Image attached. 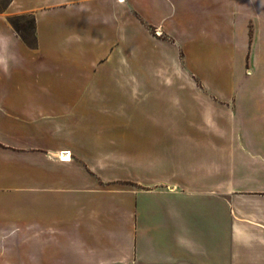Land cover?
<instances>
[{
  "label": "crops",
  "instance_id": "obj_1",
  "mask_svg": "<svg viewBox=\"0 0 264 264\" xmlns=\"http://www.w3.org/2000/svg\"><path fill=\"white\" fill-rule=\"evenodd\" d=\"M167 3L35 0V46L0 13V264H264V0L216 11L249 52L227 94Z\"/></svg>",
  "mask_w": 264,
  "mask_h": 264
},
{
  "label": "rangeland",
  "instance_id": "obj_2",
  "mask_svg": "<svg viewBox=\"0 0 264 264\" xmlns=\"http://www.w3.org/2000/svg\"><path fill=\"white\" fill-rule=\"evenodd\" d=\"M8 1L0 0V13H8L5 15L8 23L22 36L24 43L28 46H35L38 41L33 8L40 10L41 6H32L31 2L35 0H16L22 6L23 11L13 13L7 8ZM168 1L171 6L168 3L167 6L163 4L161 5V11L163 14H167L168 17L170 16L168 22L170 24L174 22L178 32L185 35L179 43L182 51L180 56L183 61V69L191 72L193 76L201 74L208 78L220 94H227L233 88L241 89L249 65V52L244 54L243 50L233 47L224 40V36L227 37L230 34V29L221 28L219 37L217 33L215 34V30L213 32V22L217 21L216 11H220L219 23L221 25L222 20H226L229 16L228 0H218L220 2L216 5L212 4L214 0ZM121 2L125 4L126 0H121ZM49 14H52V11H49ZM52 18L53 16L45 24L53 21ZM146 28L148 33L155 36L161 34L155 27L147 25ZM232 31H235V29H232ZM161 37L169 41L173 40L165 34H161ZM51 39L52 36H49L48 40ZM140 55L143 61L147 62L149 60L147 53ZM263 56L262 50L255 47L253 61L256 63V73L258 74H260L262 65H264ZM125 57L129 62H132L131 53H126ZM175 74L173 73V76ZM258 79L254 82L256 85L260 83V77Z\"/></svg>",
  "mask_w": 264,
  "mask_h": 264
},
{
  "label": "built area",
  "instance_id": "obj_3",
  "mask_svg": "<svg viewBox=\"0 0 264 264\" xmlns=\"http://www.w3.org/2000/svg\"><path fill=\"white\" fill-rule=\"evenodd\" d=\"M61 159H65V156L64 157H61Z\"/></svg>",
  "mask_w": 264,
  "mask_h": 264
},
{
  "label": "trees",
  "instance_id": "obj_4",
  "mask_svg": "<svg viewBox=\"0 0 264 264\" xmlns=\"http://www.w3.org/2000/svg\"><path fill=\"white\" fill-rule=\"evenodd\" d=\"M10 1H11V0L8 1V4H9Z\"/></svg>",
  "mask_w": 264,
  "mask_h": 264
},
{
  "label": "bare ground",
  "instance_id": "obj_5",
  "mask_svg": "<svg viewBox=\"0 0 264 264\" xmlns=\"http://www.w3.org/2000/svg\"><path fill=\"white\" fill-rule=\"evenodd\" d=\"M121 2V0H119Z\"/></svg>",
  "mask_w": 264,
  "mask_h": 264
}]
</instances>
